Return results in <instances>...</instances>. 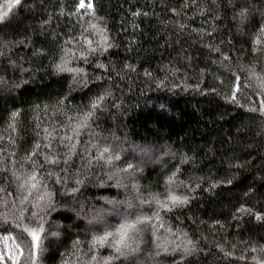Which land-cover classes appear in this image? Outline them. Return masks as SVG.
I'll use <instances>...</instances> for the list:
<instances>
[{"label":"trees","instance_id":"1","mask_svg":"<svg viewBox=\"0 0 264 264\" xmlns=\"http://www.w3.org/2000/svg\"><path fill=\"white\" fill-rule=\"evenodd\" d=\"M80 4L0 0L3 264H264V0Z\"/></svg>","mask_w":264,"mask_h":264},{"label":"snow or ice","instance_id":"2","mask_svg":"<svg viewBox=\"0 0 264 264\" xmlns=\"http://www.w3.org/2000/svg\"><path fill=\"white\" fill-rule=\"evenodd\" d=\"M19 2H20V0H15V3L18 4ZM80 6L81 7H84L85 6L84 5V0H81ZM87 7L91 8L92 7L91 3H89L87 5ZM3 15H6V13L3 14ZM2 18H3V16L0 15V19H2ZM262 31H264V29H262ZM257 43H259V41H257ZM33 187H35V185H33ZM173 202L174 203L176 202V198H173ZM140 222H142V221H138V223H140ZM135 227H136L135 224H123V225L120 226V228L118 229L117 233H111V232L110 233H107L104 237L97 238L94 241V243H99V244L102 245L103 243H105L108 240L109 237L115 238V236L118 235L119 236V239L116 240L115 243L117 245L116 251L119 252L121 246H125V247L127 246L126 241L129 238V232L131 230L135 229ZM29 235H31V237H32L33 246L34 247H38L39 246L38 245V242L41 239L39 233L36 232V231H29ZM3 259H4V257L3 256H0V261H3ZM14 264H15V262H14Z\"/></svg>","mask_w":264,"mask_h":264},{"label":"rangeland","instance_id":"3","mask_svg":"<svg viewBox=\"0 0 264 264\" xmlns=\"http://www.w3.org/2000/svg\"><path fill=\"white\" fill-rule=\"evenodd\" d=\"M147 157L146 158H150V156L149 155H146ZM173 198L174 197H171V200L173 201ZM111 215V216H110ZM109 218H108V220L110 219V220H112L113 218H115V216H114V213H111V214H109ZM111 217H113V218H111ZM100 224L102 225V226H100L101 228H103V229H105V228H107V224H105V223H103V222H100ZM112 233H113V231H112ZM114 233H116V232H114ZM116 236H118V235H116ZM0 263H2L3 264V262L2 261H0Z\"/></svg>","mask_w":264,"mask_h":264}]
</instances>
